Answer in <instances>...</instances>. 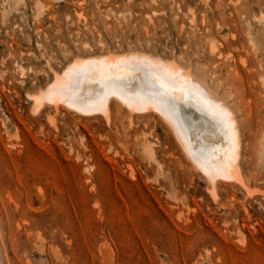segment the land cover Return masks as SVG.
Returning <instances> with one entry per match:
<instances>
[{
	"label": "rangeland",
	"instance_id": "1",
	"mask_svg": "<svg viewBox=\"0 0 264 264\" xmlns=\"http://www.w3.org/2000/svg\"><path fill=\"white\" fill-rule=\"evenodd\" d=\"M129 54L228 104L244 184L215 199L155 113L34 110L74 61ZM0 264H264V0H0Z\"/></svg>",
	"mask_w": 264,
	"mask_h": 264
},
{
	"label": "bare ground",
	"instance_id": "2",
	"mask_svg": "<svg viewBox=\"0 0 264 264\" xmlns=\"http://www.w3.org/2000/svg\"><path fill=\"white\" fill-rule=\"evenodd\" d=\"M73 66L84 70L78 80L65 75ZM162 98L170 105L161 104ZM31 99L36 112L48 103L87 117L101 114L106 121L113 103L131 113H155L167 123L195 170L206 177L213 197L219 180L243 183L242 178L236 180L242 174V144L234 112L205 81L175 62L148 54L77 60Z\"/></svg>",
	"mask_w": 264,
	"mask_h": 264
},
{
	"label": "snow or ice",
	"instance_id": "3",
	"mask_svg": "<svg viewBox=\"0 0 264 264\" xmlns=\"http://www.w3.org/2000/svg\"><path fill=\"white\" fill-rule=\"evenodd\" d=\"M123 63V62H122ZM83 69L79 68L77 66H73V69L69 72L66 73L65 75L70 77V78H75V79H79V77L81 76V74L83 73ZM164 84L161 83V88H164ZM161 104L165 105V106H169L170 105V101L167 100L166 98H162L160 101ZM206 159V158H205Z\"/></svg>",
	"mask_w": 264,
	"mask_h": 264
}]
</instances>
